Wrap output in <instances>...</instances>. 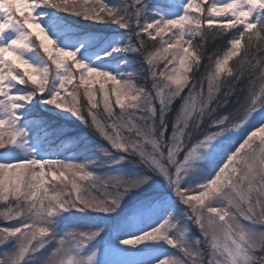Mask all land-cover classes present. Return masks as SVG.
Wrapping results in <instances>:
<instances>
[{
	"label": "snow or ice",
	"instance_id": "6c2138e0",
	"mask_svg": "<svg viewBox=\"0 0 264 264\" xmlns=\"http://www.w3.org/2000/svg\"><path fill=\"white\" fill-rule=\"evenodd\" d=\"M42 6L135 29L137 45L124 50L143 56L151 88L89 67L76 59L75 51L57 47L35 15ZM146 6V0H131L128 9L120 12L104 0H0V148L25 135L17 126L19 110L48 93L44 103L70 112L94 127L113 148L138 155L150 170L162 174L190 209L188 219L201 233L200 239L190 242L186 229L180 228L181 238L173 239L168 232L177 226L164 220L121 243L165 240L183 257L164 258L159 264H264V124L243 138L207 182L181 186L202 149L228 129L242 127L264 106V28L252 21L257 11L264 14V0H187L183 15L140 23ZM234 29L238 31L223 54L209 55L202 65L206 42L226 37ZM13 32L16 36L10 38ZM34 50H42L43 67L25 58V52ZM201 67L199 77L193 75ZM54 76L58 86L49 89ZM247 77L251 79L241 89ZM15 85H30L32 91L14 93ZM241 91L245 99L235 113L213 116ZM177 101L180 105L169 132L168 113ZM202 123L206 127L201 128ZM149 179L101 180L85 165L59 159L0 163V219L23 218L17 227H0V246L12 240L18 245L14 253L0 257V264H24L29 254L45 248L50 231L43 224L57 211H115L130 191ZM105 185L116 191L104 190ZM99 235V231L68 234L77 244ZM95 257L93 252L84 261L74 260L61 238L45 264H95Z\"/></svg>",
	"mask_w": 264,
	"mask_h": 264
},
{
	"label": "rangeland",
	"instance_id": "374dc122",
	"mask_svg": "<svg viewBox=\"0 0 264 264\" xmlns=\"http://www.w3.org/2000/svg\"><path fill=\"white\" fill-rule=\"evenodd\" d=\"M169 1L171 0L164 1L165 3H168L166 4L168 6L164 10V7L160 8L161 0L158 4L157 8H160L164 12L163 15L158 13L157 15L151 14L150 10L154 9L153 6L151 5L150 9L146 6L145 12L142 14L141 23L152 22L159 19H172L184 14V5L187 3V0H174L180 3V10H178L176 14L174 12L175 9L173 8L177 6ZM211 2L212 0H209V3ZM217 2H224V0H217ZM153 12L155 13V10ZM59 14H57V11L52 7L49 8L46 6L37 8L35 11L38 22L44 27L49 37L55 41L57 47L64 50L75 51L76 59L79 62L85 63L89 67L109 72L121 80H130L137 85H142L145 89L151 88V79L146 81H141V79L138 81L136 79V76L140 75L137 73V70L138 68L140 70V67H135L134 64L129 67L131 64H128V61L132 58L133 52L124 50L126 48L134 47V42H131L129 32L124 31V29H118V32L110 33V35H105L106 33L99 35V31L90 30L91 32L88 31L85 35L76 34L75 37H70V34L67 33L70 28L64 24L66 18L64 15ZM262 18L263 14L257 11L253 15L252 21L259 23ZM15 36L16 33L13 32L10 38H15ZM165 38H167V36H165ZM2 42L3 41H0V43ZM117 49L120 50L117 51ZM43 55L42 50H40V53H37L35 50L24 53L25 58L38 67H43L46 64V58ZM124 66H128L131 70H128V68L125 69ZM147 83L148 85H146ZM57 86L58 77H51L49 89H54ZM12 91L14 93H25L32 91V87L30 85H15ZM47 97L48 93H45L43 96L38 95L34 97L31 103L25 104L19 110L21 119L18 121L17 126L24 130L25 135L18 138L16 144H10V148H0V163H15L32 158L41 160L63 158L66 160L65 162L85 165L86 170L92 172L94 176L99 177L101 180L117 176L122 177L125 180L131 179L129 173L132 174L135 172H131V169L128 170V167H119V163L124 159V154L131 153L115 149L111 144L110 147L101 144L102 141H105L104 137H102L94 127L92 128L96 131V139L88 137L86 139L81 137V140L76 137V140L73 143H71L66 136H63L66 134L67 130L57 132L59 136L69 140V142L63 144L62 149L65 148V146V149H70L74 146V143H76V151L83 149L85 152V148H87L86 154L88 156L84 154L85 158L83 160L73 159L68 155L66 158L62 154L64 152L63 150L57 153V155H53L54 151L52 146H43L39 140V136L36 137L38 129L37 126L33 124L35 118L28 116L29 111L32 110L34 106L43 108L53 115L61 114L66 117H75L66 110L57 109L52 105L44 103L43 100ZM140 114L146 115L144 113ZM262 124H264V106L259 107L242 127L239 129H228L223 132L222 135L217 137L210 147L202 149L200 156L193 163V167L189 169L187 175H185L181 186L184 188L195 187L196 185L205 183L211 179L218 168L227 160L228 156L236 150L243 138L254 128H257ZM98 174H100V176H98ZM133 177L138 176L132 174V178ZM163 186L165 187L162 188ZM104 190L109 192L116 191L112 185H105ZM148 191L153 192V195H147ZM139 194L145 195V197L130 209L126 217L121 218L119 227H122V230L118 233L117 229L116 234H114L111 239H102L101 244L91 241L77 244L74 240L69 238L68 234L71 232L68 231L67 233L63 231V229L58 230L56 229L57 227L54 228L53 226L52 228L46 227L45 223L44 227L48 228L49 231H56L57 235L53 236L50 232L49 237L45 238L49 240V243H47L48 247L44 248L47 250V254H44V252L37 254L34 256L36 259L35 261L39 260L38 264H40L41 260H44L45 263L46 258L52 250L57 248L58 242L61 238L66 241V245L70 248L74 260L84 261L95 252V264H159L164 258L179 257L182 259L183 257L180 255L177 248L170 246L165 240L144 241L138 245H125L121 243V241L125 239H131L150 231L164 220H169L170 223H174L177 226V228L170 229L168 232V236L173 239L179 240L181 238L180 233L177 230L180 228L186 229L185 238L190 242L201 238V233L198 227L188 219L190 209L179 199L177 200L178 206H174L173 202L170 201V199H175L176 194L173 186L162 174H158L157 180L150 178L146 184L130 191L123 198L120 206H122L127 199L134 198ZM98 195L100 196V194ZM161 195H165V198ZM22 222L23 218H21V221L17 220L16 224L7 223V227H17ZM97 228L98 227H95V232H104L108 230ZM8 246L7 249L6 247H3L0 250V252L2 251L0 257L6 258L7 255H11L15 252L18 245L14 240ZM201 247H203V245H201ZM32 259V257L25 258L24 261Z\"/></svg>",
	"mask_w": 264,
	"mask_h": 264
},
{
	"label": "trees",
	"instance_id": "16d2710c",
	"mask_svg": "<svg viewBox=\"0 0 264 264\" xmlns=\"http://www.w3.org/2000/svg\"><path fill=\"white\" fill-rule=\"evenodd\" d=\"M165 0H161V5L160 8H163V10L168 6L164 2ZM131 0H104V3H106L109 7H112L114 9L119 10L120 12H124L128 7L130 6ZM160 0H146V5L151 8V5L153 6V10H150L151 14H164V12L160 9L157 8ZM173 2L177 7H174L175 9V14L177 13L178 10H180L179 2L178 1H169ZM49 7V6H46ZM51 8V7H49ZM57 11V14H62L65 16L66 20L64 21L65 26L69 27L70 30L67 31L68 34H70V37H75L76 34H86V32H91V31H99V35H110V33H116L118 32V29H124L121 28L119 25L114 24L110 21H105L103 23H97L91 20H86L80 16H76L73 14H70L68 12L62 11L60 9L53 8ZM158 9V10H157ZM177 9V10H176ZM42 10V9H40ZM155 10V13L153 12ZM145 12V11H144ZM59 14V15H60ZM143 14V13H142ZM142 14L139 16V21L141 23L142 19ZM258 28H264V14L263 18L261 21L258 23ZM91 30V31H90ZM124 31L129 32L130 34V39L131 42H134V46L137 45V37L134 34L135 29H124ZM238 30H233L228 33L226 37L220 38L218 40H209L206 42L204 46V59L202 60V65L206 64L208 62V56L215 54V56H220L223 54V52L226 50L227 47V41L231 39L237 32ZM199 37L196 38V42H199ZM151 46V45H149ZM234 60L237 58H233ZM127 62V61H125ZM231 63V62H230ZM127 64V63H126ZM128 64H131L129 67L133 66L132 64L135 65V67H140V70L138 68L137 73L140 74L136 76V79L138 81H146L149 80V73L147 71L148 66L144 64V58L141 56L139 53L133 52L132 58L128 61ZM128 70H131L129 67ZM127 71V70H126ZM124 71V72H126ZM147 71V74H146ZM203 71V67H201L199 70H194L193 75L196 77H199L200 73ZM143 72V73H142ZM142 73V74H141ZM251 79V77L245 78L241 84L240 87L241 89L245 88L247 85L248 81ZM150 84V81H149ZM148 85V83L146 84ZM245 99V94L243 91L238 92V93H233L232 96L228 98V103L224 104L223 107H220L217 109L215 113H213V116L220 115V116H226V115H231L236 112V110L241 106V104L244 102ZM180 105V101H177L175 105L173 106V110L168 113V119H169V132L171 131V122L175 117V113L178 110ZM29 117L35 118L33 120V124L37 126L38 133L36 134V137L39 136V140L41 141V144L45 147L47 146H52L54 154L57 155L61 150L64 152L62 153L66 158L67 155L70 158L73 159H78V160H83L85 158L84 154L87 155V148H85V152L83 149H79L76 151V143H74V146L71 147L70 149H62V146L66 142L73 143L77 139L82 138H93L96 139L97 135L95 134L96 131L89 126V124L81 122L80 119H77L75 117H66L61 114L59 115H53L51 113H48L47 110H44L43 108H40L38 106H34L32 110L29 111L28 114ZM212 117L207 118V122L211 123ZM90 127V128H88ZM206 127V124L202 123L201 128ZM67 130L66 134H62L63 136H66V138L61 137L57 134L59 131ZM129 139L133 138V134L128 133L127 134ZM199 138V137H198ZM82 140V139H81ZM105 141H102L101 144L110 147L109 141H107L104 138ZM80 142V141H79ZM10 144L6 145L5 147L10 148ZM35 155V153H34ZM88 156V155H87ZM81 158V159H80ZM62 161H66L63 158L59 159ZM136 166V167H135ZM119 167H124L127 168L128 170L131 169V172L134 171L135 173H132L133 175L138 177H149L154 180H157L158 178V172H153L150 170L146 165H144L141 162V158L136 155V154H124V159L122 162L119 163ZM118 168V167H117ZM119 169V168H118ZM98 173V172H97ZM132 174L129 173L130 178H132ZM100 176V174H98ZM109 186V185H108ZM163 186L162 188H164ZM168 189V188H165ZM94 193L96 195L100 194L98 190H94ZM153 192L148 191L147 195H151ZM146 195V196H147ZM153 195V194H152ZM99 196V195H98ZM162 196V195H161ZM145 197V195L139 194L138 196L134 198H129L127 201L120 207L116 208L115 211L112 212H100V211H94L89 208H68L67 210L64 211H57V213L49 217L48 221L45 222V226L52 228V226L58 230L63 229V231L67 232H83V233H91L95 232V227L102 228V229H108L107 231L100 232V235L97 236L96 238L92 239L91 242H95L98 244L102 243V239L105 240V238L111 239L114 234H116V230L118 229V233L122 230V227H119L121 218L126 217L127 213L130 211V209L137 204L140 200H142ZM162 197L165 198V195ZM102 198V197H101ZM176 199V200H175ZM175 199H170L171 202H173L174 206H178L177 200L179 199L177 196H175ZM3 202L0 201V204ZM161 218V217H159ZM21 219H12L10 221L5 222L3 219H0V227H7L9 223L16 224V221ZM14 222V223H13ZM8 223V224H7ZM43 224V226H44ZM93 230V231H92ZM53 236L57 235L56 231L51 230L50 231ZM14 241V240H13ZM13 241H9L8 243L4 244L3 246H0V250L3 247H6V249L9 247ZM48 245L46 246V248ZM50 249V248H49ZM2 252V251H1ZM0 252V253H1ZM41 252H44V254H47V250L44 248L41 249V251L29 254L26 258H33L32 260L29 261H24V264H38V261H35L36 259L34 256L37 254H40ZM40 264H45L44 260H41Z\"/></svg>",
	"mask_w": 264,
	"mask_h": 264
}]
</instances>
